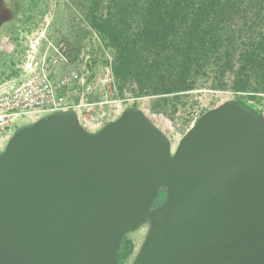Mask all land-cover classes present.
Here are the masks:
<instances>
[{
    "label": "water",
    "instance_id": "95a60500",
    "mask_svg": "<svg viewBox=\"0 0 264 264\" xmlns=\"http://www.w3.org/2000/svg\"><path fill=\"white\" fill-rule=\"evenodd\" d=\"M143 226L129 264H264V113L225 101L173 146L138 108L94 133L59 112L0 152V264H119Z\"/></svg>",
    "mask_w": 264,
    "mask_h": 264
},
{
    "label": "rangeland",
    "instance_id": "374dc122",
    "mask_svg": "<svg viewBox=\"0 0 264 264\" xmlns=\"http://www.w3.org/2000/svg\"><path fill=\"white\" fill-rule=\"evenodd\" d=\"M127 3L130 6L139 0H99V5L93 15L104 19L108 10L117 23L126 25L127 30H136L138 18L132 9H128L126 17H120L115 6L118 3ZM243 5L250 4L247 12L228 10L223 16L233 17L227 19L229 28L237 30V48L249 42L247 31L251 32V39L264 36V6L255 10L257 0H234ZM91 0H0V16L3 22L0 26V78L8 77L12 71L18 52L19 44L27 42L26 37L31 32L45 30L47 38L61 40L71 48L68 66L78 71V66H88L89 76L84 81L83 88L87 90V102L123 101L135 99L133 103L127 102L130 108H138L163 132L173 146L195 123V120L204 112L225 101L239 97L231 86L239 60L236 58L230 69L223 71L215 62L206 63L199 73L195 74L192 90L168 95H153L148 88L144 95H138L139 82L134 78L117 80L114 77L115 89L103 85L105 69L114 59V49L108 41L93 27L89 8ZM264 5V2H263ZM133 17V18H130ZM226 17V18H227ZM241 34V35H240ZM112 68V65H111ZM64 70H59L61 74ZM82 74V71H78ZM81 84H78L80 88ZM253 87V85H252ZM241 94V93H239ZM255 103L264 113V93H256ZM132 103V104H131ZM22 125L20 127H23ZM18 127V128H20ZM17 128V129H18ZM147 227L143 226L126 236L132 241L134 250L127 262L129 264L135 256L146 234Z\"/></svg>",
    "mask_w": 264,
    "mask_h": 264
},
{
    "label": "trees",
    "instance_id": "16d2710c",
    "mask_svg": "<svg viewBox=\"0 0 264 264\" xmlns=\"http://www.w3.org/2000/svg\"><path fill=\"white\" fill-rule=\"evenodd\" d=\"M120 2L115 6L120 17L132 9L138 18L132 32L114 20L112 8L104 19L94 16L99 0H91L89 8L93 27L114 49L111 65L117 80L137 79L138 95H144L146 88L153 95L187 92L207 62L219 58L218 66L226 71L236 58L239 65L231 86L241 94L235 102L254 114L262 112L254 100L256 93H264V36L251 39L253 35L247 31L249 42L237 48V30L227 26V19L233 17L222 15L231 9L247 12L250 4L234 0H139L130 6ZM263 2L257 0L253 9H261ZM162 202L160 194L158 204ZM126 235L116 253L119 264L127 262L134 250Z\"/></svg>",
    "mask_w": 264,
    "mask_h": 264
},
{
    "label": "built area",
    "instance_id": "2783aa9c",
    "mask_svg": "<svg viewBox=\"0 0 264 264\" xmlns=\"http://www.w3.org/2000/svg\"><path fill=\"white\" fill-rule=\"evenodd\" d=\"M26 39L19 44L10 76L0 78V152L18 127L49 114L74 113L83 128L94 133L130 108L127 102L136 101L87 102L88 88L83 84L88 66H78L81 75L69 68L71 48L60 39L47 38L45 30L31 32ZM101 82L115 89L110 64Z\"/></svg>",
    "mask_w": 264,
    "mask_h": 264
},
{
    "label": "flooded vegetation",
    "instance_id": "af4514ba",
    "mask_svg": "<svg viewBox=\"0 0 264 264\" xmlns=\"http://www.w3.org/2000/svg\"><path fill=\"white\" fill-rule=\"evenodd\" d=\"M158 205H160V204H158V202L155 204V206H158ZM146 227V226H145Z\"/></svg>",
    "mask_w": 264,
    "mask_h": 264
}]
</instances>
